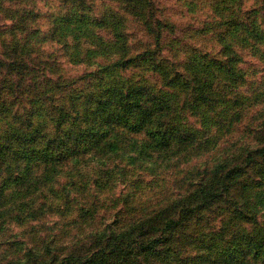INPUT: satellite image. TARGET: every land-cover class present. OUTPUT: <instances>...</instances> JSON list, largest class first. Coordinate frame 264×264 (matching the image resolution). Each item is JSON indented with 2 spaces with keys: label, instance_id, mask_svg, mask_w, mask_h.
<instances>
[{
  "label": "rangeland",
  "instance_id": "374dc122",
  "mask_svg": "<svg viewBox=\"0 0 264 264\" xmlns=\"http://www.w3.org/2000/svg\"><path fill=\"white\" fill-rule=\"evenodd\" d=\"M230 49L234 74L214 69L211 100L165 84L164 68ZM142 86L173 103L166 117L56 142L93 124L107 88ZM165 128L190 141L139 156ZM3 142L0 264H264V0H0ZM36 151L48 160L21 156Z\"/></svg>",
  "mask_w": 264,
  "mask_h": 264
},
{
  "label": "trees",
  "instance_id": "16d2710c",
  "mask_svg": "<svg viewBox=\"0 0 264 264\" xmlns=\"http://www.w3.org/2000/svg\"><path fill=\"white\" fill-rule=\"evenodd\" d=\"M70 17H73V15H70ZM66 19V18H65ZM83 16H79V19L75 17L74 19H71V21H78L79 24L82 21ZM102 21V18L98 19V23ZM87 22V21H86ZM232 49L229 50V52L226 55V58L224 60H219L217 64H213L212 62H208L204 59L203 56H200L199 63H193L190 61L188 64H186L185 71L179 72L176 70H173L172 67L170 68V71H168L166 68H164L165 72V84L167 85H176V86H182L185 89L188 90V93H191L192 100L195 101L194 105H197L199 102H205L207 100H211L210 94L213 87V80H214V69L219 68L223 69L226 72H232L234 74V69H232V64L234 62L235 55L232 54ZM189 61V60H188ZM216 61V60H215ZM156 66H159L158 62H154ZM162 66V65H161ZM163 68V66H162ZM238 71L240 69L238 68ZM147 89V90H146ZM142 87H132L127 90H121L118 87H112L107 88L103 94H99V101L97 102V106L94 109V115H93V124L88 125L87 127H84L82 125H78V129H75L70 127L62 131V133L58 136H55V139H57L56 142H59L60 145H64V147L68 150H76L78 145L81 143H86L89 137L96 138L99 140V136L106 134L105 132H108L110 124H113L115 122H124L129 124V131H137L142 132L143 129L146 127V124L149 121V117L153 114L158 113L159 116L166 117L168 111H171L173 107V103L171 101L163 99V96H160L159 98L148 97L151 93L148 88ZM117 98V99H116ZM147 98H150L152 100L153 107L147 106ZM214 97H212L213 102ZM179 104V103H178ZM118 107L117 109L113 107ZM113 109V110H112ZM136 112L138 116L136 115ZM97 116H96V115ZM125 115V116H124ZM99 116H101V119H98ZM111 118H114V122L111 123ZM134 120V121H132ZM95 121L99 122V125H95ZM102 123H105L106 127H104V131H101L100 128ZM115 125V124H113ZM150 135L152 136V140L150 143H140L136 150H140L138 152L142 153L139 156H146V150L143 151L144 147L152 146L155 149L160 146V144H170L166 145L167 147H171L172 141H178V142H186L189 140L188 135L183 133L179 129H173V130H167L165 128L164 130H161V132H152V129H149L148 131ZM155 135H154V134ZM33 135L28 137L31 140H34V138H39L41 131L40 128L35 127L33 130ZM100 134V135H99ZM31 135V134H30ZM20 136V135H15ZM111 138V136H110ZM120 138H113L109 139L107 141L108 146L111 148L110 150H118L120 145L119 141ZM8 144L11 142V140L6 141ZM6 143L0 144V163L4 161L5 157H7V151L4 149L6 147ZM258 152L261 155H264V145L261 147H258ZM38 151H36L34 154L31 152L29 155H21L23 157L27 158V162L29 163L30 160H36L39 159L42 162H46L48 160V155H35ZM47 156V157H46ZM66 157L65 155H57L54 160V168L57 171L61 170V167H63L64 164L61 163V161H57L63 159ZM43 158V159H42ZM71 158V157H69ZM42 159V160H41ZM30 167V166H29ZM178 222V221H177ZM176 222V223H177ZM262 249L264 250V244L262 243Z\"/></svg>",
  "mask_w": 264,
  "mask_h": 264
}]
</instances>
